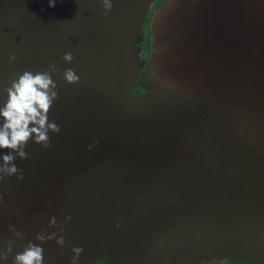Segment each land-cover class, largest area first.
Listing matches in <instances>:
<instances>
[{
    "label": "water",
    "instance_id": "obj_1",
    "mask_svg": "<svg viewBox=\"0 0 264 264\" xmlns=\"http://www.w3.org/2000/svg\"><path fill=\"white\" fill-rule=\"evenodd\" d=\"M110 2L0 0V108L20 74L55 64L60 128L47 148L29 140L22 180L0 181V264L33 212L44 264H72L75 247L77 264H264V0H166L146 64L156 0Z\"/></svg>",
    "mask_w": 264,
    "mask_h": 264
},
{
    "label": "clouds",
    "instance_id": "obj_2",
    "mask_svg": "<svg viewBox=\"0 0 264 264\" xmlns=\"http://www.w3.org/2000/svg\"><path fill=\"white\" fill-rule=\"evenodd\" d=\"M56 0H49V7L55 6ZM105 15L111 11L113 5L110 0H102ZM10 61L15 56L9 57ZM63 60L71 63L73 56L70 52L65 53ZM58 71L55 64H50L47 71L33 73L24 71L14 80L7 91V103L0 108V150H7L9 154L0 157V181L16 175L17 179H23L22 170L18 169L14 161L17 157L21 160L27 159L25 147L29 140L44 148L49 147V132L59 133L60 128L55 121L49 122L48 113L53 102L58 98L57 85L52 79L53 73ZM63 79L69 85L79 82L80 77L71 68L63 73ZM0 200H3L0 197ZM67 219H71L68 217ZM56 225V219L50 220V226ZM62 230V229H61ZM10 231L15 229L10 227ZM16 236L21 233L15 232ZM54 232L48 239L56 238ZM43 241V237H37ZM56 243L63 246V236L56 238ZM43 248L33 243H28L23 251L16 253L13 264H43ZM83 251L80 247L73 248L74 256L72 264H77L78 258ZM12 252L11 242L7 245L6 255L0 259L7 260L8 254Z\"/></svg>",
    "mask_w": 264,
    "mask_h": 264
},
{
    "label": "flooded vegetation",
    "instance_id": "obj_3",
    "mask_svg": "<svg viewBox=\"0 0 264 264\" xmlns=\"http://www.w3.org/2000/svg\"><path fill=\"white\" fill-rule=\"evenodd\" d=\"M166 0H156V2L152 5L151 9L149 10L147 16H146V20L144 23V28H143V41L139 44H137V46L141 49L140 50V60L145 61V64L151 54V33H150V20L154 14V12H156L158 10V8L165 2ZM143 71L140 73L139 79L142 76ZM144 91L139 89L138 87H135L133 90V93H143ZM49 219V217H48ZM40 218L37 214H35L34 212L31 214H26L23 213L21 214V217H18V222H17V218H16V223H17V227L19 228V232H21L23 234V236L27 239V241L23 240L22 238H20V236H18L20 243H23L24 245H27L28 243H33V238H34V234L37 235L38 237H43V241L42 240H37L36 241V245L42 247L45 250L44 247V242L46 241V237H45V233L43 231V226L40 224ZM45 216H44V221H45ZM48 221V220H47ZM48 223L50 224V222L48 221ZM50 228H48L49 230ZM35 243V241H34ZM24 249V247L22 248ZM69 249V248H67ZM115 249V248H114ZM71 249H69L70 251ZM53 255L52 251H51V256ZM44 256V261L43 264L46 261V253L43 254ZM48 257L49 260L52 259V257ZM147 256H145L144 258H146ZM92 264H106V260H98ZM145 264H159V263H145ZM199 264H243L240 262H228L226 260H211L208 262H204V263H199Z\"/></svg>",
    "mask_w": 264,
    "mask_h": 264
}]
</instances>
